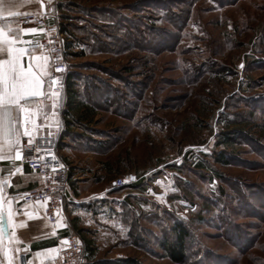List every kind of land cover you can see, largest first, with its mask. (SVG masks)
Segmentation results:
<instances>
[{
	"label": "rangeland",
	"instance_id": "374dc122",
	"mask_svg": "<svg viewBox=\"0 0 264 264\" xmlns=\"http://www.w3.org/2000/svg\"><path fill=\"white\" fill-rule=\"evenodd\" d=\"M62 6L75 37L70 51L83 53L67 54L68 72L97 110L90 128H73L72 174L100 186L125 173L140 181L114 187L124 247L97 263L264 264V136L255 128L264 122V0ZM238 113L259 142L242 137L224 151L225 119ZM219 151L230 164L214 161ZM174 222L190 232L183 263L161 247Z\"/></svg>",
	"mask_w": 264,
	"mask_h": 264
},
{
	"label": "crops",
	"instance_id": "0c3cea01",
	"mask_svg": "<svg viewBox=\"0 0 264 264\" xmlns=\"http://www.w3.org/2000/svg\"><path fill=\"white\" fill-rule=\"evenodd\" d=\"M63 0H18L21 7L14 9L19 13H48L53 16L63 12ZM57 20V19H56ZM0 24L10 25L13 29L34 28L22 26L17 21V16L8 17L5 13L4 18L0 19ZM40 32L34 35H24L22 39H34L40 43ZM36 54L46 53L42 48H36ZM4 54L0 53V58ZM49 71V65H48ZM47 93L42 97L34 98L30 105L33 109H39L37 123L47 134L55 136L59 141L58 152L66 161L68 167H72L70 158L76 157L78 152L75 127H71L72 132L64 133L65 124L63 123L62 109L65 93L58 95V102L53 107V99L48 93L47 85L44 88ZM14 155V154H13ZM19 168L20 171H16ZM73 168V167H72ZM73 170V169H72ZM74 184H68L66 200L62 207L57 221L51 223L45 214V203L39 200L24 201L22 193L29 188L39 186L41 178L32 174L29 169L19 160L10 161L5 159L0 162V182L7 180L3 192L0 193L5 201L12 203V219L9 220L7 210L9 205L4 204L5 215L0 220L3 227V240L0 242V264H19L20 256L24 255L28 264H54L58 260V249L64 244L66 233H75L81 241L82 250L89 257H85L87 264H98L97 257L104 255H122L117 251L122 249L123 237L116 236V218L114 185H102L84 182L87 178L80 175H71ZM88 180V179H87ZM128 188V186L122 187ZM26 213L30 215H26ZM14 238L10 242V237ZM19 241V243H17ZM85 241L92 248H85ZM87 247V246H86ZM124 247V246H123ZM6 249H11L7 252ZM19 249V251H16Z\"/></svg>",
	"mask_w": 264,
	"mask_h": 264
},
{
	"label": "snow or ice",
	"instance_id": "6c2138e0",
	"mask_svg": "<svg viewBox=\"0 0 264 264\" xmlns=\"http://www.w3.org/2000/svg\"><path fill=\"white\" fill-rule=\"evenodd\" d=\"M21 7L18 0H0V19L4 18L5 13L8 17L17 15H27L14 11ZM42 29H13L10 25L0 24V53L4 54L0 58V162L5 159L17 161L23 158L22 138H27V147L29 154L33 149L35 141L33 133L37 132L39 125L37 116L39 109H33L30 105L34 98L42 97L47 93L44 88L47 85L49 89L56 83L51 79V73L48 71L50 57L43 54H36V48H42L43 45L34 39H22L21 32L24 35H34L41 32ZM46 78H49L46 80ZM53 107L58 102V93L52 91ZM49 135L51 133L49 132ZM37 152L41 151L36 147ZM14 154V155H13ZM16 171H20L19 168ZM7 180L0 182V193L3 192ZM9 205L7 216L12 219L13 201H5L0 195V220L3 219L5 212L4 204ZM26 215H30L26 213ZM4 236L3 227L0 225V242ZM14 238L10 237V242ZM19 243V241H17ZM11 249H6L7 252ZM19 251V249H16ZM11 264V259H9Z\"/></svg>",
	"mask_w": 264,
	"mask_h": 264
},
{
	"label": "built area",
	"instance_id": "2783aa9c",
	"mask_svg": "<svg viewBox=\"0 0 264 264\" xmlns=\"http://www.w3.org/2000/svg\"><path fill=\"white\" fill-rule=\"evenodd\" d=\"M27 15H17V21L22 26L42 29L40 32V44L42 50L50 57L49 72L51 79L56 83L48 93L55 91L58 95L64 92L66 75L68 73L67 54L63 41L65 35L59 31L57 23L53 16L48 13L24 12ZM49 78H46V80ZM35 144L29 154L27 147V138H22V155L20 163L24 164L29 171L41 178V184L27 189L22 193L24 201L39 200L45 203V214L51 223L57 221L67 194V165L58 156L56 151L57 139L49 135L39 127L37 132L33 133ZM36 147L41 151L37 152ZM139 178L134 173H125L117 176L113 180L114 187L133 186ZM85 257L82 250L80 238L75 233H66L64 235V244L58 249V260L54 264H84ZM19 264H28L24 255L20 256Z\"/></svg>",
	"mask_w": 264,
	"mask_h": 264
},
{
	"label": "trees",
	"instance_id": "16d2710c",
	"mask_svg": "<svg viewBox=\"0 0 264 264\" xmlns=\"http://www.w3.org/2000/svg\"><path fill=\"white\" fill-rule=\"evenodd\" d=\"M68 18L69 15L62 12V21H58L55 19V22L57 23L59 31L65 35L63 44L66 49V54L70 53L74 56H80L83 53L70 51L74 48L73 41L75 40V37L69 28V21H63L64 19L67 20ZM261 45L264 46V37L261 42ZM64 93L65 96L62 109L63 123L66 126L64 129V133L72 132L70 130L71 127L84 126L86 128H90L88 124L94 122L95 115L97 113L96 107L80 99L76 87V81L73 77V74L69 72L66 75ZM236 116L238 118L225 119L226 124L224 126L223 131L220 133L218 144H221L224 147V151L227 148H233L235 145L239 144L242 141V137H245L247 141H254L255 144L259 142V140L253 136V133L250 131V129H247L249 122L247 120H242L243 114L238 113ZM248 116H251L250 113H248ZM255 128L257 129L256 132L258 133L259 138L263 137L264 122L255 125ZM82 136L86 135L82 134ZM59 145V141L57 140L56 151L58 156L64 161V159L60 156L58 152ZM213 157L216 163H221L225 165L230 164V160L226 158V154L223 151H219V153L214 154ZM197 166L201 168L207 167L212 174L216 175L217 177H221V174L216 171L214 167L207 165L206 163L199 162ZM71 175L72 167H67V183L73 185L75 181L71 179ZM139 183L140 181L138 180V182L133 186L135 187ZM170 229L171 235L170 237L162 240L161 247L163 248L166 256L170 260L176 263H183L185 262L187 257V241L190 237V232L186 225H183L179 222H174ZM85 248H87V250L89 249L90 251L92 250V248L88 246V243L86 241ZM85 255L86 256L84 257H89V255ZM122 264H136V261L133 258H125L122 260Z\"/></svg>",
	"mask_w": 264,
	"mask_h": 264
}]
</instances>
